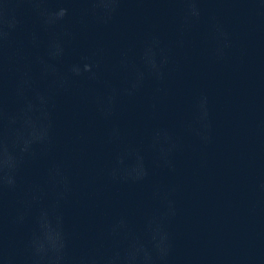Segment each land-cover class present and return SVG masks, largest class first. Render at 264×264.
Masks as SVG:
<instances>
[{"label":"clouds","instance_id":"clouds-1","mask_svg":"<svg viewBox=\"0 0 264 264\" xmlns=\"http://www.w3.org/2000/svg\"><path fill=\"white\" fill-rule=\"evenodd\" d=\"M7 2V0H5ZM32 5V11L38 17L41 27L52 30L65 21L69 16L67 7H58L55 10L45 7L47 0H26ZM82 5L79 9L82 24L88 18L99 24H108L118 11L121 0H73ZM188 5V17H199L200 9L198 0H185ZM5 9L0 6V14ZM18 21L13 18L6 23L0 22V54L3 53L6 42L11 32L16 29ZM53 33L48 41L47 60L37 58L39 67V80L49 81L50 86L42 89L37 78L30 72L22 73L17 85V97L20 106L16 112H8L0 105V194L5 189L14 190L17 187V176L26 160L37 155V148L42 152L51 150L52 137V108L54 97L60 92L68 90L70 76H87L90 80L100 79V63L91 61L87 56L81 61L68 67L67 73H62L56 63L65 55L64 36ZM158 43L153 41V44ZM32 44H38V37L32 35ZM155 51L148 46L143 53V63L146 71L134 69L133 78L126 82L122 89L106 84V95L95 98L98 111L106 118L114 113L117 97L121 94L134 95L142 86L147 76L162 79L163 64H157ZM121 69H129L126 58L120 62ZM70 74V75H69ZM206 98L201 103L203 107ZM206 111L204 116H206ZM157 135L155 143H158ZM174 147V146H173ZM171 149L161 147L160 155L167 158ZM122 162L118 154L116 163ZM139 168L132 172L121 170L118 167L109 169V175L115 179L119 175L123 178L142 179L147 175L143 157L139 158ZM47 184L51 186L52 197L45 203V189L39 185L32 187L24 198V210L17 214V223H23L25 216L35 207L33 228L25 241L27 255L22 264H166L170 245L166 242L167 235L160 225L149 218L146 222L143 234L134 232L124 218H121L110 226L107 237L113 242L111 248L103 253H90L80 256H72L69 252V237L64 229L62 205L66 202L71 191L70 182L63 168L59 164H53L47 174ZM0 261L3 264H21L17 257L6 253L0 248Z\"/></svg>","mask_w":264,"mask_h":264}]
</instances>
